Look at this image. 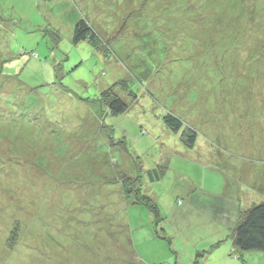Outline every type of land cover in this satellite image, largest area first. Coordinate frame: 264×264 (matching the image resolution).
Segmentation results:
<instances>
[{
    "label": "rangeland",
    "instance_id": "1",
    "mask_svg": "<svg viewBox=\"0 0 264 264\" xmlns=\"http://www.w3.org/2000/svg\"><path fill=\"white\" fill-rule=\"evenodd\" d=\"M79 19L94 43H72ZM261 42L264 0H0V264H264L231 238L264 199ZM119 168L162 218L126 211Z\"/></svg>",
    "mask_w": 264,
    "mask_h": 264
},
{
    "label": "trees",
    "instance_id": "2",
    "mask_svg": "<svg viewBox=\"0 0 264 264\" xmlns=\"http://www.w3.org/2000/svg\"><path fill=\"white\" fill-rule=\"evenodd\" d=\"M248 10L250 11L245 14L243 13L244 11H240L235 20L229 21L227 22V26L225 25V30L228 31L226 43L227 46H231L233 49L239 47L241 40L249 32L250 22L243 21V17L247 18L255 16V9L251 8ZM229 26H231L232 29L228 28ZM255 26L256 24H253L251 28H254ZM96 38V32L88 25L85 20L79 19L74 24L71 36V41L73 44L76 45L80 42L86 41L94 43ZM260 48L264 49V45L262 42L260 44ZM254 54L255 53H252V56ZM219 56L220 55H218L217 58L215 53L207 50L206 54L204 55V60H207V62H209V66L221 67L222 64L220 63L221 61ZM210 61H213L215 63H210ZM126 107L127 105L125 100L118 94H116V96H112V98L107 103V108L114 114L124 113ZM162 119L165 125L172 131H174L175 133H180V139L185 144V146L192 148L195 145L197 134L191 127L185 125L180 119L176 118L170 113H166L162 117ZM144 173L151 181H157L159 179L157 169L155 168L148 169ZM141 176V174H138L136 178H132L127 174V172L123 170V168L121 170H117L116 177L114 178L115 183L123 186L124 188V192L120 190V195H118L119 200L120 202H122L123 198L127 199L126 211H128L132 207L146 210L148 209L149 211H151L152 217L158 214V207L154 203V201L149 198L148 195L144 193L142 194L140 188H136L134 191L132 190V188H128V186L132 184V182L138 181ZM129 192H133V198L131 200H128L130 199V195L127 194ZM159 217L161 216L159 215ZM237 218L238 219L236 223L232 227V247L235 250L239 251H264V199L259 202H253L249 207L242 209L239 212ZM199 254L200 253H197V257L192 264H199V261L197 259Z\"/></svg>",
    "mask_w": 264,
    "mask_h": 264
}]
</instances>
